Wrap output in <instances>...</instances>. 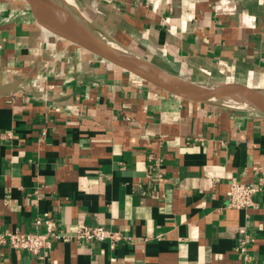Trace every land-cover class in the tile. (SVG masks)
<instances>
[{
    "label": "crops",
    "instance_id": "crops-1",
    "mask_svg": "<svg viewBox=\"0 0 264 264\" xmlns=\"http://www.w3.org/2000/svg\"><path fill=\"white\" fill-rule=\"evenodd\" d=\"M166 71L264 92V0H67ZM0 232L104 225L125 238L8 246L0 264H264V115L183 99L44 29L0 0ZM260 187L228 204L230 181ZM42 228V227H41Z\"/></svg>",
    "mask_w": 264,
    "mask_h": 264
},
{
    "label": "water",
    "instance_id": "water-1",
    "mask_svg": "<svg viewBox=\"0 0 264 264\" xmlns=\"http://www.w3.org/2000/svg\"><path fill=\"white\" fill-rule=\"evenodd\" d=\"M25 1L44 29L172 95L202 102H236L264 115V92L258 88L235 81L207 85L182 78L118 44L82 17L67 0ZM12 88L2 87L0 93Z\"/></svg>",
    "mask_w": 264,
    "mask_h": 264
},
{
    "label": "built area",
    "instance_id": "built-area-1",
    "mask_svg": "<svg viewBox=\"0 0 264 264\" xmlns=\"http://www.w3.org/2000/svg\"><path fill=\"white\" fill-rule=\"evenodd\" d=\"M259 190L260 187L257 184L232 180L229 185L228 204L231 207L246 210L254 207L257 205L255 195ZM35 226V230L28 232L8 229L1 231L0 248L8 246L41 255L43 252L52 249L56 241L92 243L111 240V246L114 247L118 240L125 238L119 231L104 225H82L70 233L66 229L60 228L55 218L49 214L37 217ZM238 250L241 254L242 264H256L255 256L249 252L246 241L238 247Z\"/></svg>",
    "mask_w": 264,
    "mask_h": 264
}]
</instances>
